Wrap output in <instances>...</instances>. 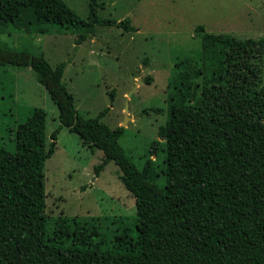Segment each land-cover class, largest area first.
<instances>
[{"label": "trees", "instance_id": "obj_1", "mask_svg": "<svg viewBox=\"0 0 264 264\" xmlns=\"http://www.w3.org/2000/svg\"><path fill=\"white\" fill-rule=\"evenodd\" d=\"M88 7L83 21L64 0H0V29L36 35L75 30L78 45L97 27L135 31L129 19L99 16L100 0H89ZM196 31L213 54L217 50L218 69L211 78L203 76L202 86L192 85L191 72L183 73L168 96L167 121L159 128L165 141L163 185L153 159L139 169L122 147L125 128L102 122L109 109L94 118L77 111L63 82L65 62L54 67L43 55L0 41V67L37 72L61 123L48 142L46 113L34 109L18 124L16 152L0 149V264H264V86L255 63L264 39L207 33L203 26ZM35 120L40 132L29 130ZM62 128L103 153L96 176L111 162L119 167L120 181L136 199L135 240L104 249L84 237L85 227L78 231L77 221L71 235L66 226L50 235L45 166ZM158 144L152 143L150 155L157 154Z\"/></svg>", "mask_w": 264, "mask_h": 264}, {"label": "rangeland", "instance_id": "obj_2", "mask_svg": "<svg viewBox=\"0 0 264 264\" xmlns=\"http://www.w3.org/2000/svg\"><path fill=\"white\" fill-rule=\"evenodd\" d=\"M83 20L89 17V0H64ZM97 14L118 21L130 20L134 32L113 27H97L78 45L75 30L54 29L46 35L0 29V41L15 50L27 49L43 55L52 65L67 64L63 82L73 95L77 111L94 118L109 109L102 122L125 128L120 142L139 169L148 158L154 160L157 180L163 185L164 139L159 128L168 116V96L183 73L191 72L193 86L211 78L218 69L214 55L196 28L205 32L232 35L238 39H264V0H100ZM264 86V53L255 61ZM225 65H228L225 63ZM203 75H196L197 72ZM150 79V84L147 80ZM185 80V78H184ZM193 89V88H192ZM112 92L113 98H112ZM46 113L47 141L61 125L59 110L39 74L30 67H0V149L16 152L18 124L32 110ZM160 110V111H158ZM35 114V113H34ZM38 121L29 124L39 131ZM27 134V132H24ZM159 141L157 154L150 155ZM103 153L83 146L79 137L62 128L57 150L45 166L49 233L52 237L74 221L84 237L102 248H115L119 242L137 237L136 199L118 177L119 167L109 163L99 176L94 169ZM88 239V238H87ZM70 236L66 243L71 244Z\"/></svg>", "mask_w": 264, "mask_h": 264}]
</instances>
